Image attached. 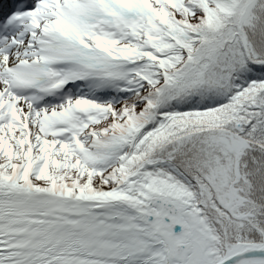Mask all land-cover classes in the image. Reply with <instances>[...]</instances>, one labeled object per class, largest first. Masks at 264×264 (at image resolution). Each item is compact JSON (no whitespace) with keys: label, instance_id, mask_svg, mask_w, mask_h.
Returning a JSON list of instances; mask_svg holds the SVG:
<instances>
[{"label":"trees","instance_id":"trees-1","mask_svg":"<svg viewBox=\"0 0 264 264\" xmlns=\"http://www.w3.org/2000/svg\"><path fill=\"white\" fill-rule=\"evenodd\" d=\"M248 1L115 0V25L88 45L125 63L123 77L88 82L109 96L78 99L88 118L70 140L0 128V172L25 162L22 180L104 191L151 179L191 202L214 262L262 243L264 0L240 27Z\"/></svg>","mask_w":264,"mask_h":264},{"label":"bare ground","instance_id":"bare-ground-1","mask_svg":"<svg viewBox=\"0 0 264 264\" xmlns=\"http://www.w3.org/2000/svg\"><path fill=\"white\" fill-rule=\"evenodd\" d=\"M38 8L37 5L33 6ZM8 29L15 40H22L29 36L26 30L19 32L22 25H16ZM28 31V30H27ZM11 38L8 44L0 48L7 55H0V67L5 64L12 66L16 56L18 45ZM115 68V66H113ZM34 72H22L25 79L34 84L40 77L38 66L33 67ZM0 86H7V83L0 76ZM0 190L15 194H28L32 197L50 196L65 203L66 209L50 211L48 209L36 208L32 211V217L40 220H51L60 217L63 221L74 223L86 222L99 225L95 230L83 233L85 238L90 240H100L104 243H123L129 247H137L156 254V260L147 258H133L125 261V264H212L206 254L205 236L199 229L197 223L190 215L188 208L182 204L184 195H179L172 189L158 188L154 183L139 181L123 190L122 186L115 188L108 194L92 195L89 191L80 190H60L56 187L38 188L28 184H14L9 181H0ZM157 197L163 202H171L177 206L179 211L176 214L161 212L159 207L153 204ZM118 201L117 203H113ZM123 206L119 207L120 205ZM69 206H80L81 208L69 209ZM129 206V207H127ZM83 207V208H82ZM124 207L129 209V214H125ZM240 218H243L241 216ZM170 220V226L180 225L179 233H174L166 223ZM147 221H150L148 224ZM164 234L174 243H181L187 246L184 253V262L178 260H168L164 252ZM81 234V233H79ZM81 234V235H83ZM79 235V236H81ZM135 235L141 237L143 242H139ZM253 244V243H248ZM89 261H96L90 260ZM111 264H122L115 260L104 259Z\"/></svg>","mask_w":264,"mask_h":264},{"label":"rangeland","instance_id":"rangeland-1","mask_svg":"<svg viewBox=\"0 0 264 264\" xmlns=\"http://www.w3.org/2000/svg\"><path fill=\"white\" fill-rule=\"evenodd\" d=\"M61 2L63 3V7H61L60 5H57L56 2H50L51 4V7L54 9V10H51V9H48L46 10L45 12H43V15L44 16H55V14H59V13H62L61 10L63 9H66L67 6L70 4V2L68 0H61ZM60 7V8H59ZM42 15V16H43ZM54 25H56V23L53 22ZM39 29H37V34H39ZM18 48L22 49V51L24 52V58H20V59H15L14 62L17 64L16 66H19L20 68H17L15 71H8V67H6L7 70L5 69H2L0 70V74H2L3 76H5L7 79L11 80H14L15 85L17 88H20L19 85L21 84L22 82V76L20 75L19 71L21 70V66L26 64V63H30L31 60H33V57H36V55L34 54L33 52V47L31 48V41H25V42H20ZM69 50V49H78L76 46H72L70 45L69 47H66V48H59V49H56V51H61V50ZM86 56H87V59L86 61H88L89 63L91 64H94V70L97 72L98 75H102V76H110V77H119L122 72H123V66L117 62H114V61H111L109 59H104V58H99L97 56H93L92 54H88V52L85 53ZM35 61V59H34ZM102 66V67H101ZM113 66H115V68H113ZM61 68H62V72H63V79H64V82L67 84V85H70V76H69V72L70 70L65 68L64 65L61 63ZM1 94H4V92H1ZM4 98H9V99H16L15 101V105L16 106H13L17 108V110H19L21 113H27V112H34L37 116H40L42 119H48V118H51V107H48V108H44V106L40 105V104H33V95L30 93V92H26V96L25 98L29 99L27 102H20L18 100V97L16 94L12 93V91L10 90L8 92V96H6V94L4 95ZM38 102V100L36 101ZM23 105H22V104ZM9 106V104H6V107ZM74 120V115H66V116H63L61 118H51L50 119V128H56V127H59V126H65V125H68L71 123V121ZM0 181H9V182H12V183H16V184H21L19 182H17L15 179L13 178H3V177H0ZM139 181H145L144 179L142 178H132L131 180H127L125 178L122 179V181L119 183V185L117 186L120 187L122 186V189L123 190H128L130 186H132L133 184L139 182ZM158 188H161V187H164L165 189H172L174 191H176L179 195V191L178 190H175L171 187H168V186H157ZM86 191H89L92 195H96V194H104L102 193V190L100 188H89L88 190ZM86 191H83V192H86ZM118 201H114L113 203H117ZM182 204H185L186 207L188 208V210L191 212V208H192V204L191 202L184 197V200H182ZM124 204L120 205L119 207L123 206ZM129 207V206H127ZM127 207H124V212L125 214H129V209ZM193 220L197 223V226L199 227V229L202 228V224L199 222L198 219H196V217L192 216ZM147 223L149 224L150 221H147ZM132 238H137L139 240V242H143L142 238L141 237H138L137 235H135L134 237ZM164 253V252H163Z\"/></svg>","mask_w":264,"mask_h":264},{"label":"water","instance_id":"water-1","mask_svg":"<svg viewBox=\"0 0 264 264\" xmlns=\"http://www.w3.org/2000/svg\"><path fill=\"white\" fill-rule=\"evenodd\" d=\"M257 0H250L245 7L243 14L240 17V25H242L251 8L254 6ZM153 204L159 207L161 212H167L169 214H176L179 209L171 202H163L161 199L155 197ZM166 223L169 224L174 233H179L181 230L180 225L170 226V220L166 219ZM164 250L168 260H178L184 262V253L187 251V246L181 243H174L164 234ZM217 264H264V242L261 244H239L235 246L223 260Z\"/></svg>","mask_w":264,"mask_h":264}]
</instances>
